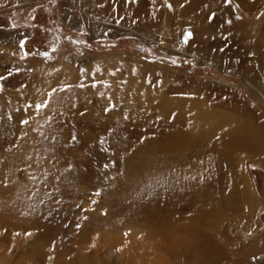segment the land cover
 Returning <instances> with one entry per match:
<instances>
[{
  "label": "rangeland",
  "instance_id": "374dc122",
  "mask_svg": "<svg viewBox=\"0 0 264 264\" xmlns=\"http://www.w3.org/2000/svg\"><path fill=\"white\" fill-rule=\"evenodd\" d=\"M85 1L0 9V264H137L121 251L132 240L141 264H191L209 246L224 264L252 261L264 167L240 159L256 206L230 215L225 154L176 109L264 126V55L189 54L190 28L154 44L135 30L138 15L92 34ZM168 142L174 152L155 150Z\"/></svg>",
  "mask_w": 264,
  "mask_h": 264
},
{
  "label": "bare ground",
  "instance_id": "6f19581e",
  "mask_svg": "<svg viewBox=\"0 0 264 264\" xmlns=\"http://www.w3.org/2000/svg\"><path fill=\"white\" fill-rule=\"evenodd\" d=\"M33 2L35 0H0V9L15 8L21 11ZM85 8L89 16L88 29L92 34L103 33L104 28L111 24L120 26L128 23V20H133L138 15L140 21L138 20L135 30L154 44L162 41L168 45L175 44L173 41L177 32L183 28H190L193 40L187 47L189 54L200 52V57L208 59L210 56L207 50L208 48L213 49L212 46H214L218 47L221 52L239 53L243 56H251L252 59L253 56L264 55V0H86ZM219 52L217 51V54ZM129 66L132 69L140 67L134 62H129ZM253 68H255L253 64L249 63L245 71L247 77L252 76ZM251 85L249 88L253 94L262 93L259 89H264V86L259 85L257 89ZM180 105V108L177 106L176 110L187 118L192 130H189L190 133L202 137L203 144L212 139L211 141L219 147L217 152L222 151L225 154L223 157L228 161V179L233 186L232 192L235 193L234 203L230 204L228 209L230 215L238 219L242 215L245 204L255 205L252 190H250L247 179L245 181L242 179L238 164L242 157L248 156L253 162L264 167V126L260 123H253L250 119L244 120L227 114L221 116L222 122L218 125L216 119L219 118L217 117L219 114L215 115L200 104ZM179 138L183 140L182 137ZM179 138L177 139L180 140ZM184 145L188 146L186 143ZM158 146L155 150L159 153H172L175 150L169 142L160 143ZM164 226L163 229L160 227V231L169 235L168 231L171 230L169 224ZM187 226V229L194 228L192 223ZM137 244L135 240L129 241L121 251L125 252L130 262L136 261L137 264H141L137 258L139 257ZM215 247L212 249L209 246V251L195 254V257L191 256L193 259L190 263L224 264L228 260L226 258L228 254L224 250L216 251L218 247ZM253 247L255 251H258L252 261L250 259L246 261L244 257L238 256L234 264H264V237L255 242ZM143 262L154 264L151 261L150 263ZM118 263L121 261L118 260Z\"/></svg>",
  "mask_w": 264,
  "mask_h": 264
},
{
  "label": "snow or ice",
  "instance_id": "6c2138e0",
  "mask_svg": "<svg viewBox=\"0 0 264 264\" xmlns=\"http://www.w3.org/2000/svg\"><path fill=\"white\" fill-rule=\"evenodd\" d=\"M38 107V109L40 108V107H42V106H37ZM24 123H27V121H25Z\"/></svg>",
  "mask_w": 264,
  "mask_h": 264
}]
</instances>
